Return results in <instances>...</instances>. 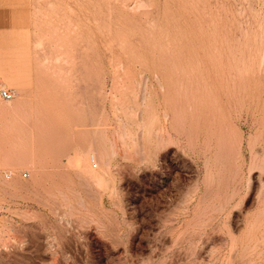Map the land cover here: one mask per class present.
I'll use <instances>...</instances> for the list:
<instances>
[{
	"label": "rangeland",
	"instance_id": "374dc122",
	"mask_svg": "<svg viewBox=\"0 0 264 264\" xmlns=\"http://www.w3.org/2000/svg\"><path fill=\"white\" fill-rule=\"evenodd\" d=\"M0 69V264H264V0H0Z\"/></svg>",
	"mask_w": 264,
	"mask_h": 264
},
{
	"label": "bare ground",
	"instance_id": "6f19581e",
	"mask_svg": "<svg viewBox=\"0 0 264 264\" xmlns=\"http://www.w3.org/2000/svg\"><path fill=\"white\" fill-rule=\"evenodd\" d=\"M0 71H2V69H0ZM5 71V70H4ZM6 71L7 72H9L7 69H6ZM6 72V73H7ZM10 73L11 74H13L11 71H10ZM2 76H3V74H1ZM6 75H8V74H6ZM15 75H17V74H15ZM9 76V75H8ZM10 77H11V75H10ZM12 77H14V74H13V76ZM17 78H18V76H16ZM5 78V80H7L9 83H12V82H10L9 80H11V78H9V80L7 79V76H5L4 77ZM14 80V79H13ZM15 80H16V78H15ZM18 80H19V78H18ZM12 81V80H11ZM13 82H15V81H13ZM13 85V84H12ZM15 85H17V87H18V89H19V93H21L23 96H24V94L26 95V89H28V88H24V87H22L20 84H16V82H15ZM17 89V88H16ZM28 94L27 95H29V92H27ZM26 97H28V96H26ZM19 98V97H18ZM22 98V97H21ZM24 98V97H23ZM29 99V98H28ZM28 99H27V101H28ZM20 100H22V99H20ZM24 100H26V98L25 99H23V101ZM7 102H8V104H9V107L11 108V109H13V111L15 112V113H17L18 111H20V109H21V107H23L24 105H25V101H24V104L22 103V104H20L19 105V103L18 102H12V99L11 100H7ZM28 104V103H27ZM31 104V103H30ZM25 108V107H24ZM147 109V108H146ZM149 109H150V107H149ZM22 110V109H21ZM152 111H153V109H151ZM155 111V110H154ZM22 112V111H21ZM145 112V111H144ZM144 112H143V114H144ZM147 113H148V111H147ZM145 114H146V112H145ZM144 114V115H145ZM144 115H142V118H143V116ZM148 115H149V113H148ZM150 116V115H149ZM148 116V117H149ZM163 116V115H162ZM168 116V115H167ZM166 116V117H167ZM172 116V115H171ZM100 117V116H99ZM165 117V116H164ZM33 118V117H32ZM96 119H97V117H96ZM100 119V118H99ZM138 119H139V117H138ZM148 119V118H147ZM150 119V118H149ZM148 119V120H149ZM171 119H172V117H171ZM175 119V118H174ZM168 120H170V119H168ZM99 120H97V122H98ZM141 121V120H140ZM173 121V120H172ZM171 121V122H172ZM102 122V121H101ZM101 122H98V124H97V127L96 126H94V128H96V129H94V133H93V138H91V139H93L92 140V142L90 141V143H88L89 142V139H88V142H85L86 144H87V149H85V151H79V152H74V155L73 156H71V158H69V162H67V163H70V164H72L74 167H76V168H80V166H82V161H83V159H85V158H87V157H89V155L90 154H92V156H93V158L95 157V155H97V157H98V159L99 160H101L102 162H103V160L105 161V163H106V159H107V157L108 156H112V155H109V153H108V151H110L111 149L110 148H107L108 147V145H106V141L108 142V140H106L105 139V135H104V132H103V129L100 127V123ZM138 122V121H137ZM150 122H151V119H150ZM159 122H160V120H159ZM170 122V121H169ZM94 123H96V122H94ZM162 123V122H161ZM161 123H156V125L157 124H160L161 125ZM34 124V123H33ZM63 124V123H62ZM61 124V125H62ZM68 124H70V123H68ZM102 124V123H101ZM143 124V123H142ZM148 124V123H147ZM146 124V125H147ZM163 124V123H162ZM167 124H168V122H167ZM173 124V123H172ZM58 125V124H57ZM64 125V124H63ZM73 125V124H72ZM149 126H150V124H148ZM164 125V124H163ZM162 125V126H163ZM59 126V125H58ZM67 126V125H66ZM66 126H64V127H66ZM69 126V125H68ZM67 126V127H68ZM140 126V125H139ZM158 126V125H157ZM161 126V127H162ZM171 125H170V123H169V127H170ZM27 127V126H26ZM103 128L105 127V126H102ZM166 128H167V126H165ZM168 127V128H169ZM172 127V126H171ZM30 128V127H29ZM53 128V127H52ZM153 128V127H152ZM167 128V129H168ZM19 129V128H18ZM32 129L34 130V128L32 127ZM63 129V128H62ZM146 128H144V131H146L145 130ZM148 129H149V127H148ZM163 129H164V127H163ZM25 130V129H24ZM67 130H68V128H67ZM67 130H65L66 132H67ZM91 130V129H90ZM106 130V129H105ZM165 130V129H164ZM46 131V130H45ZM84 131V130H83ZM122 131V130H121ZM62 132V131H61ZM69 132V131H68ZM85 132V131H84ZM107 132V131H106ZM115 132V131H114ZM149 132V131H148ZM26 132H24V134H25ZM31 132H29V134H30ZM37 133V132H36ZM38 133H40V132H38ZM86 133H88V132H86ZM90 133V132H89ZM127 133H128V131H127ZM164 134H165V132H163ZM22 134V133H21ZM32 134H34V132L32 133ZM64 134V133H63ZM108 134V133H107ZM123 134V133H122ZM84 135V134H83ZM89 135V134H88ZM87 135V136H88ZM90 135H92V134H90ZM111 135V134H110ZM110 135H108L109 136V138H110ZM28 136H31V134L30 135H28ZM51 136V135H50ZM60 136V135H59ZM163 136H165V135H163ZM170 136V135H169ZM168 136V137H169ZM84 137V136H83ZM107 137V136H106ZM150 137H151V135H150ZM149 137V138H150ZM233 137V136H232ZM23 138V137H22ZM28 138H30V137H27V139ZM65 138H67V137H65ZM163 138V137H162ZM165 138V137H164ZM17 139H18V137H17ZM32 139H33V137H32ZM54 139V138H53ZM62 139V138H61ZM111 139V138H110ZM168 139V138H167ZM34 140V139H33ZM38 140V139H37ZM49 140V139H48ZM52 140V139H51ZM69 140V139H68ZM84 140V139H83ZM158 140V139H157ZM28 141H30V140H28ZM50 141V140H49ZM59 141V140H58ZM39 142V141H38ZM63 142H64V140H63ZM20 143V142H19ZM24 143V142H23ZM26 143V142H25ZM37 143V142H36ZM61 143V142H60ZM82 143V142H81ZM29 144H31V142L29 143ZM34 144V143H33ZM40 144V143H39ZM46 144V143H45ZM44 144V145H45ZM67 144H68V142H67ZM108 144V143H107ZM237 144V143H236ZM18 145V144H17ZM16 145V146H17ZM27 145V144H26ZM25 145V146H26ZM35 145V144H34ZM49 145H51V144H49ZM252 145V144H251ZM20 145H18V147H17V149H15V145H14V141H12V139H9V141L7 142V141H3V140H0V169L2 170V169H9L10 170V172L12 173L17 167H22V168H29L34 174H35V172H34V170L35 169H37L38 167V165L36 164V160H35V155H33V153H32V151H28V153H26V152H23L22 151V148L20 149V147H19ZM47 146V145H46ZM56 146V145H55ZM60 146H63V145H61L60 144ZM36 147V146H35ZM34 147V148H35ZM52 147V146H51ZM53 147H54V145H53ZM52 147V148H53ZM67 147V146H66ZM78 147V146H77ZM96 147V148H95ZM110 147V146H109ZM31 148V147H30ZM57 148H59V147H57ZM74 148H75V146H74ZM50 149V148H49ZM77 149V148H76ZM110 149V150H109ZM32 150H33V148H32ZM56 150V149H55ZM58 150H60V149H58ZM75 150V149H74ZM78 150V149H77ZM253 152V151H252ZM43 153V152H42ZM59 153V152H58ZM53 153H51L50 155H52ZM55 154V153H54ZM57 154V153H56ZM111 154V153H110ZM58 155V154H57ZM54 156H56V155H54ZM237 156V155H236ZM68 157H69V155H68ZM238 157V156H237ZM40 158V157H39ZM54 158V157H53ZM59 159H61V158H59ZM109 160V159H108ZM101 161H99V162H101ZM59 162V161H58ZM57 162V163H58ZM104 163V162H103ZM104 163V164H105ZM61 164V163H60ZM59 164V165H60ZM69 164V165H70ZM67 165V164H66ZM102 166H103V164H101ZM47 166V165H46ZM87 166V165H86ZM105 166H106V164H105ZM109 166V165H108ZM55 167V166H54ZM90 168V167H89ZM61 169V168H60ZM85 169V168H84ZM107 169V168H106ZM21 170V169H20ZM19 170V171H20ZM26 170V169H25ZM24 170V171H25ZM30 170H27V171H30ZM55 170V169H54ZM99 170H100V168H99ZM3 171V170H2ZM5 171V170H4ZM4 171H3V173H4ZM16 171V170H15ZM18 171V170H17ZM23 171V170H22ZM23 171V172H24ZM26 171V172H27ZM81 171V170H80ZM102 171V170H101ZM107 171V170H106ZM78 172V171H77ZM82 172V171H81ZM81 172H79L80 174H81ZM86 172H87V174L90 176V178L88 179V180H90L91 178H93L95 181H96V185L97 184H100L99 182H100V178H101V172L100 171H92L91 169L90 170H86ZM8 173V172H7ZM101 173V174H100ZM23 174V173H22ZM29 174V173H28ZM42 174V173H41ZM86 173H85V175H87ZM105 174V173H104ZM1 175H2V173H1ZM5 175V174H4ZM30 176V175H29ZM81 176H83L84 177V175L82 174ZM89 176H87V178L89 177ZM107 176V175H106ZM11 176H9V177H6V179H3V184L4 185H7V186H9V185H12L13 183L14 184H16L15 183V176H12L11 178H10ZM4 178V177H3ZM41 178V177H40ZM1 179V178H0ZM106 179V178H105ZM30 183H31V185L32 186H35V185H37L38 183L35 181V179H34V176L32 175V177L30 178ZM91 181H92V179H91ZM90 181V182H91ZM99 181V182H98ZM1 182V181H0ZM26 182V181H25ZM28 182V181H27ZM89 182V183H90ZM93 182V181H92ZM105 183V182H104ZM1 184V183H0ZM20 185V184H19ZM26 185H28V187L29 186H31V185H29V183L27 184L26 183ZM31 186V187H32ZM20 187H23V186H21L20 185ZM25 189H27V188H25ZM235 189V188H234ZM236 190V189H235ZM230 194V193H229ZM228 194V195H229ZM224 195V194H223ZM230 196V195H229ZM227 198H228V196H226ZM226 198V199H227ZM222 199V198H221ZM234 199V198H233ZM228 200V199H227ZM223 201H224V199H223ZM229 201V200H228ZM226 202V201H225ZM230 204V203H229ZM228 204V205H229ZM223 206H220V209L222 208ZM219 208V207H218ZM203 209V208H202ZM216 209V208H215ZM222 210V209H221ZM208 214V213H207ZM221 214V213H220Z\"/></svg>",
	"mask_w": 264,
	"mask_h": 264
},
{
	"label": "built area",
	"instance_id": "2783aa9c",
	"mask_svg": "<svg viewBox=\"0 0 264 264\" xmlns=\"http://www.w3.org/2000/svg\"><path fill=\"white\" fill-rule=\"evenodd\" d=\"M15 96V91L12 88L6 87L5 85H2L0 83V99L3 101L11 100ZM94 159H92V162ZM95 166V165H94ZM11 173H6L5 176L9 177ZM24 176H27V174H24Z\"/></svg>",
	"mask_w": 264,
	"mask_h": 264
}]
</instances>
